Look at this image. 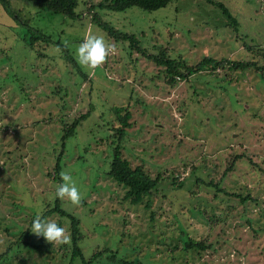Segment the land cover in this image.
<instances>
[{"label": "rangeland", "instance_id": "374dc122", "mask_svg": "<svg viewBox=\"0 0 264 264\" xmlns=\"http://www.w3.org/2000/svg\"><path fill=\"white\" fill-rule=\"evenodd\" d=\"M8 1L14 15L0 5V254L11 250L0 264H82L72 260L70 244L41 242L31 232L33 217L57 199L65 170L82 203L58 201L79 219L83 258L100 252L89 264H117L110 255L133 264H264V67L258 70L264 64V0L97 10L102 22L135 35L149 52L164 46L191 65L211 57L258 67L205 66L174 85L162 68L131 51L128 41L109 37L86 14L70 18L32 0ZM84 1L77 13L101 2ZM30 27L51 41L31 44ZM89 32L116 47L95 70L76 56ZM116 107L131 115L119 141L124 156L153 177L162 175L152 197L137 205L107 175L118 140ZM86 112L63 142L64 125ZM49 218L69 232L67 218ZM189 238L205 247L186 249Z\"/></svg>", "mask_w": 264, "mask_h": 264}, {"label": "trees", "instance_id": "16d2710c", "mask_svg": "<svg viewBox=\"0 0 264 264\" xmlns=\"http://www.w3.org/2000/svg\"><path fill=\"white\" fill-rule=\"evenodd\" d=\"M39 9L49 11L52 14H61L66 17H77L79 15H87L90 17L91 20L96 21V23L102 27L105 31H107L109 37H114L116 40H124L128 41V46L131 51L138 52L142 57H145L147 60L152 61L155 65L162 68L164 71V76L166 83L170 85H174L178 83V80H184L192 73L201 71L205 66H210L212 70L218 69L219 67H223L227 64L229 69L235 70H245L252 66L258 68L254 61H243V60H233V59H212L211 57H205L197 64L191 65L189 64L184 58L181 56L179 57H171L168 54L167 48L164 46H159L156 49L154 47V52H149L148 49L142 48L139 46L138 40L136 39L135 35L121 32L107 23L102 22L100 20L99 14L97 12L100 8H106L113 11L124 10L131 6H137L144 10H156L162 7H165L167 4L174 0H101L100 4L94 5L91 4L86 8L84 11L81 10L79 13L75 11L78 4H83L82 6H86L84 0H32ZM209 2L212 0H208ZM216 4V3H215ZM0 5L3 9L10 15H14L15 12L11 8L8 0H0ZM217 5L222 9L224 13L228 15V17L233 21L234 18L227 11L221 3H217ZM86 12V13H85ZM24 21V20H23ZM22 21V22H23ZM26 21L23 23L25 24ZM31 28V27H30ZM34 32L31 40V44H33L37 39H42L44 41H51L50 36H45L37 29L31 28ZM264 50V47H263ZM61 55V54H60ZM66 59L67 61L71 62L69 55H61V58ZM264 58V56H263ZM264 64L258 68V70H262ZM257 70V69H256ZM87 79V76L84 77ZM116 117L118 121V126L114 127L113 135L118 138L117 143L114 144L112 148V156L111 161L109 163L107 175L114 179L117 183L122 184L126 187L124 198L127 199L131 204L137 205L141 203L143 200L147 198H151L154 192L158 189V184L161 182L162 175L157 174L153 177L148 170L145 168L144 165L138 164L133 165L130 160H128L124 154L122 153V144L119 141L124 137L125 131L128 127H130L129 119L131 117L130 112L123 108V107H116ZM88 115V112L81 114L77 118H74L70 125H64L63 127V135L62 140L69 137L70 135L75 133L76 126ZM62 153L58 156L57 162L54 166L55 170V180H59V176L57 171L60 168V158ZM232 166V163L229 167ZM171 184L173 186H178V182L176 178H171ZM150 202H147L146 206H149ZM53 214H57L60 217H65L69 220V232L71 234V258L72 260L79 257L82 264H89L92 260H95L96 257L100 254L99 251L94 252L93 258L86 261L81 252V248L79 246V242L81 241L83 235L80 232L79 228V219L66 212L64 209L60 207L58 198L55 200L53 205H48L46 209L40 214V216L44 219L49 218ZM37 217V215H36ZM33 217V220L36 218ZM32 220V222H33ZM31 222V223H32ZM40 241H43V237H39ZM18 242V241H17ZM13 244V243H12ZM20 245L21 243L18 242ZM185 248H204V242L201 240H195L189 238L185 242ZM33 248L38 249L40 248L39 245L36 247L32 245ZM11 250L10 247L7 248L6 252L0 254V259L3 255L7 254ZM108 259L111 262L117 264H133L132 262H128L125 260H117L114 255H110Z\"/></svg>", "mask_w": 264, "mask_h": 264}, {"label": "clouds", "instance_id": "9594fccd", "mask_svg": "<svg viewBox=\"0 0 264 264\" xmlns=\"http://www.w3.org/2000/svg\"><path fill=\"white\" fill-rule=\"evenodd\" d=\"M56 51L59 52L60 48L57 47ZM115 52V45L106 41L105 37L89 32L85 35L83 42L78 45L76 56L78 63L82 66L95 70L103 66ZM60 176L62 183L56 186V197L79 206L82 203V197L72 175L65 170L60 173ZM31 232L37 237H43L52 245L71 244L70 232L53 218L44 219L38 215L32 222Z\"/></svg>", "mask_w": 264, "mask_h": 264}]
</instances>
